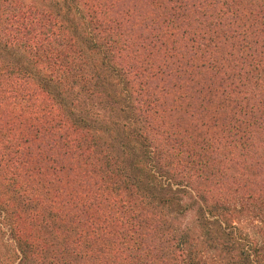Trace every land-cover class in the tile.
<instances>
[{"label":"trees","instance_id":"obj_1","mask_svg":"<svg viewBox=\"0 0 264 264\" xmlns=\"http://www.w3.org/2000/svg\"><path fill=\"white\" fill-rule=\"evenodd\" d=\"M0 233V264H264V0H0Z\"/></svg>","mask_w":264,"mask_h":264},{"label":"rangeland","instance_id":"obj_2","mask_svg":"<svg viewBox=\"0 0 264 264\" xmlns=\"http://www.w3.org/2000/svg\"><path fill=\"white\" fill-rule=\"evenodd\" d=\"M86 104L87 105H84V106H88V107H85L86 109H88V111L94 114H98V116H95L93 114L91 117L94 120H98L101 126L105 125L104 127H111L113 126L115 122L118 121V117L120 118V114L117 111H116V114H112L109 112L108 109L106 110L101 109V108H104L103 104H99L98 101L95 99H90V102L87 101ZM6 239H7V235L0 233V240L2 242H5Z\"/></svg>","mask_w":264,"mask_h":264}]
</instances>
